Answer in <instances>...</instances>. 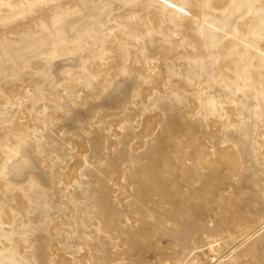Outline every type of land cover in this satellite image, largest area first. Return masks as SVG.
<instances>
[{"label": "rangeland", "instance_id": "obj_1", "mask_svg": "<svg viewBox=\"0 0 264 264\" xmlns=\"http://www.w3.org/2000/svg\"><path fill=\"white\" fill-rule=\"evenodd\" d=\"M0 264H264V0H0Z\"/></svg>", "mask_w": 264, "mask_h": 264}, {"label": "bare ground", "instance_id": "obj_2", "mask_svg": "<svg viewBox=\"0 0 264 264\" xmlns=\"http://www.w3.org/2000/svg\"><path fill=\"white\" fill-rule=\"evenodd\" d=\"M179 12H180V10H179Z\"/></svg>", "mask_w": 264, "mask_h": 264}]
</instances>
